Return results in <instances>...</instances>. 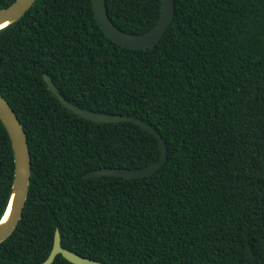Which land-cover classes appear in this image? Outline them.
Masks as SVG:
<instances>
[{"label":"trees","instance_id":"obj_1","mask_svg":"<svg viewBox=\"0 0 264 264\" xmlns=\"http://www.w3.org/2000/svg\"><path fill=\"white\" fill-rule=\"evenodd\" d=\"M16 0H0V9ZM113 25L149 32L161 0H105ZM70 104L151 126L165 163L139 179L92 177L160 157L129 122L94 123ZM0 95L31 162L22 217L0 264H42L61 247L106 264H264V0H174L153 49L106 38L92 0H36L0 31ZM14 158L0 121V219ZM52 264H71L60 255Z\"/></svg>","mask_w":264,"mask_h":264},{"label":"water","instance_id":"obj_2","mask_svg":"<svg viewBox=\"0 0 264 264\" xmlns=\"http://www.w3.org/2000/svg\"><path fill=\"white\" fill-rule=\"evenodd\" d=\"M35 1L36 0H16L11 6L5 9H0V25L5 24L0 28V31L19 21L32 7ZM92 6L94 18L105 34L106 38L116 45L126 49H153L163 38L174 18V0H161L160 16L155 26L149 32H146L142 35H132L124 33L113 25L107 14L105 0H92ZM43 80L59 103L75 115L94 123H133L140 126L145 132L154 135L158 142L160 157L155 163L151 165L132 170L101 169L88 173L85 175V178L112 176L123 179H139L152 175L165 163L167 159L165 143L161 136L151 126L140 120L126 116L98 114L86 111L84 109H79L78 107L63 99L48 76L44 75ZM0 121L8 134L14 158V175L11 192L5 211L0 219L1 244L12 234L22 217L28 195L31 162L26 135L21 123L19 122L10 105L1 95ZM8 209L9 215L6 221H3ZM58 255L71 264H106L81 257L75 253L63 249L60 244L59 232L55 231L51 252L42 264H52L55 257Z\"/></svg>","mask_w":264,"mask_h":264},{"label":"bare ground","instance_id":"obj_3","mask_svg":"<svg viewBox=\"0 0 264 264\" xmlns=\"http://www.w3.org/2000/svg\"><path fill=\"white\" fill-rule=\"evenodd\" d=\"M3 25H5V24H3ZM3 25H0V28H1ZM9 209H10V207H9ZM9 209H8L7 214L4 216L3 221H6V219H7L8 215H9Z\"/></svg>","mask_w":264,"mask_h":264}]
</instances>
